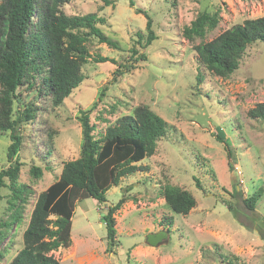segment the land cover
<instances>
[{
  "label": "rangeland",
  "instance_id": "1",
  "mask_svg": "<svg viewBox=\"0 0 264 264\" xmlns=\"http://www.w3.org/2000/svg\"><path fill=\"white\" fill-rule=\"evenodd\" d=\"M112 1L106 6L102 1L73 0L65 10L105 16L107 22L100 26L121 49L92 38V57L83 66L86 79L61 105H54L42 86L23 91L24 102L38 108L35 118L20 125L25 147L19 182L32 192L22 220L15 223L8 203L11 193L1 190L0 222L12 219V224L0 225L7 231L0 241V264H9L22 247L37 195L59 177L64 161L80 155L81 111L92 110L90 120L97 124L95 132H101L140 104L149 105L168 122L166 135L155 154L139 162L145 170L112 186L107 201L88 197L77 203L72 244L54 251L55 257L62 264H264V193L254 209L245 202L264 188V120L248 115L250 108L264 102V42L247 48L230 77L205 70L198 83V56L190 46L202 39L192 41L183 35L184 26L200 11H219L218 26L205 38L209 41L245 19L264 16V0ZM137 9L153 16L158 37L141 49L149 54L146 63L114 80L118 64L128 61L136 32H147V18ZM97 55L116 62H98ZM217 134L230 142L228 148ZM10 142L9 133L0 130V169L9 165ZM33 163L45 167L40 178L30 172ZM167 183L195 196L197 203L188 214H178L167 204L163 195ZM123 196L126 201L115 214L119 246L110 250L102 216ZM160 230L166 238L158 246L150 245L148 234Z\"/></svg>",
  "mask_w": 264,
  "mask_h": 264
},
{
  "label": "trees",
  "instance_id": "2",
  "mask_svg": "<svg viewBox=\"0 0 264 264\" xmlns=\"http://www.w3.org/2000/svg\"><path fill=\"white\" fill-rule=\"evenodd\" d=\"M71 1H0V130L8 132L11 139L7 148L9 165L0 169V201L3 197L1 190L9 189V209L15 223L22 220L32 192L28 185L19 182L25 147L20 125L35 118L38 109L34 102H24V89L42 86L48 89L52 103L61 105L86 79L83 66L92 57L89 50L92 38L121 49L119 42L105 34L100 26L107 22L105 16L96 11L67 13L65 8ZM96 1H102L106 6L113 2ZM131 3L134 4L133 0ZM137 10L147 18V32H136L137 39L129 48L128 61L118 64L114 80L139 67L140 62L146 63L149 54L141 49L147 48L158 37L153 16L146 10ZM219 22V11L203 10L183 28L187 39H202L199 44L190 46V51L198 56V83L203 81L205 70L230 77L239 69L247 48L258 41L264 42V16L245 19L206 41V36ZM97 56L98 62L113 60ZM106 89L107 86L101 91L100 101L106 95ZM91 111H81L80 155L64 161L59 177L37 195L23 232V245L9 264H62L54 251L72 244L73 214L77 203L88 197L99 202L107 201L106 192L112 186L120 185L129 174L145 170L146 167L139 162L155 154L158 141L169 128L168 122L149 105L140 104L130 113L110 122L104 131L95 132L97 124L90 120ZM248 115L264 120V102L250 108ZM216 137L229 147L230 142L220 134ZM232 152L229 148V155ZM44 168L33 163L30 172L40 178L44 175ZM263 193V187L257 189L245 200L247 206L254 209ZM163 195L170 208L178 214H188L197 203L191 191L171 183L164 185ZM125 201L123 196L108 206L102 216L110 250L119 246L115 214ZM12 219H6L0 225L9 228ZM6 232L0 230V241L7 237ZM0 257H3L1 250Z\"/></svg>",
  "mask_w": 264,
  "mask_h": 264
},
{
  "label": "water",
  "instance_id": "3",
  "mask_svg": "<svg viewBox=\"0 0 264 264\" xmlns=\"http://www.w3.org/2000/svg\"><path fill=\"white\" fill-rule=\"evenodd\" d=\"M166 238V233L162 230L159 232H151L147 236V242L150 245L158 246Z\"/></svg>",
  "mask_w": 264,
  "mask_h": 264
}]
</instances>
